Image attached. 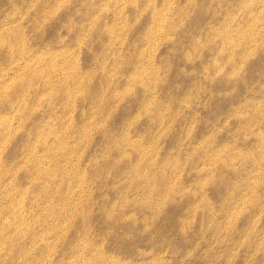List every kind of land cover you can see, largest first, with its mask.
<instances>
[{
    "label": "rangeland",
    "instance_id": "rangeland-1",
    "mask_svg": "<svg viewBox=\"0 0 264 264\" xmlns=\"http://www.w3.org/2000/svg\"><path fill=\"white\" fill-rule=\"evenodd\" d=\"M0 264H264V0H0Z\"/></svg>",
    "mask_w": 264,
    "mask_h": 264
}]
</instances>
